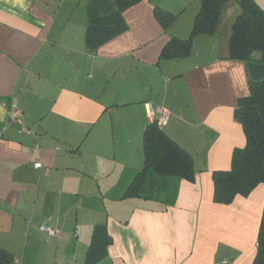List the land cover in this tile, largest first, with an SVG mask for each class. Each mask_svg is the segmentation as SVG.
I'll use <instances>...</instances> for the list:
<instances>
[{
  "label": "crops",
  "instance_id": "1",
  "mask_svg": "<svg viewBox=\"0 0 264 264\" xmlns=\"http://www.w3.org/2000/svg\"><path fill=\"white\" fill-rule=\"evenodd\" d=\"M157 7L176 17L161 23ZM200 8L0 0V245L17 264H253L264 182L220 203L213 172L246 145L235 112L264 62L230 58L237 13L194 35L188 55L163 56L173 38L191 37ZM14 103L23 116L5 128ZM162 108L161 127L196 169L174 202L125 195Z\"/></svg>",
  "mask_w": 264,
  "mask_h": 264
},
{
  "label": "trees",
  "instance_id": "2",
  "mask_svg": "<svg viewBox=\"0 0 264 264\" xmlns=\"http://www.w3.org/2000/svg\"><path fill=\"white\" fill-rule=\"evenodd\" d=\"M115 1L124 10L142 0ZM226 1L201 0L191 37L173 38L164 48L163 56L188 55L194 35L214 33ZM239 1L241 12L232 26L230 58L248 60L258 50L262 53L260 61L264 62V7L257 0ZM157 17L161 23L168 25L176 15L157 7ZM249 86L250 93L240 97L235 112L237 120L243 125L246 145L235 150L230 169L213 172L216 202L231 203L237 194L246 196L259 183L264 182V79H250ZM144 154V167L137 173L125 195L153 198L158 191L161 200L174 202L179 179L195 178L192 155L164 131L158 120L150 122L145 129ZM0 264H17L13 253L1 245ZM253 264H264V213Z\"/></svg>",
  "mask_w": 264,
  "mask_h": 264
},
{
  "label": "built area",
  "instance_id": "3",
  "mask_svg": "<svg viewBox=\"0 0 264 264\" xmlns=\"http://www.w3.org/2000/svg\"><path fill=\"white\" fill-rule=\"evenodd\" d=\"M23 116V110L17 106L16 103H14L11 108L8 110V117L6 120V126L5 128L13 123H16L19 118ZM170 116V112L167 108H162L161 109V116L158 119V123L160 126H163L164 124L167 123L168 119ZM35 167H40L42 165L41 161L37 160L34 163ZM42 230L45 231L49 236H56L59 235V230L55 229L49 225H44L42 226Z\"/></svg>",
  "mask_w": 264,
  "mask_h": 264
},
{
  "label": "rangeland",
  "instance_id": "4",
  "mask_svg": "<svg viewBox=\"0 0 264 264\" xmlns=\"http://www.w3.org/2000/svg\"><path fill=\"white\" fill-rule=\"evenodd\" d=\"M258 2L264 7V0H258ZM240 12H241V5H240L239 0H227L223 4L222 9H221V14L235 15V13H237L236 15H238V13H240ZM256 55L262 56V53L260 51L256 50L251 54V57L248 60L252 61L253 59H255ZM46 237H48V236L46 235Z\"/></svg>",
  "mask_w": 264,
  "mask_h": 264
}]
</instances>
